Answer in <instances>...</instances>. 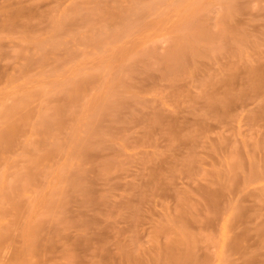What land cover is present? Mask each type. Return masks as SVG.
<instances>
[{
	"label": "rangeland",
	"instance_id": "obj_1",
	"mask_svg": "<svg viewBox=\"0 0 264 264\" xmlns=\"http://www.w3.org/2000/svg\"><path fill=\"white\" fill-rule=\"evenodd\" d=\"M0 264H264V0H0Z\"/></svg>",
	"mask_w": 264,
	"mask_h": 264
}]
</instances>
